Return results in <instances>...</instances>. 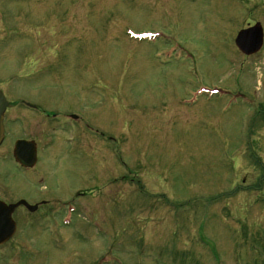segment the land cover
I'll return each mask as SVG.
<instances>
[{
    "label": "rangeland",
    "instance_id": "1",
    "mask_svg": "<svg viewBox=\"0 0 264 264\" xmlns=\"http://www.w3.org/2000/svg\"><path fill=\"white\" fill-rule=\"evenodd\" d=\"M0 91V264H264V0H0Z\"/></svg>",
    "mask_w": 264,
    "mask_h": 264
},
{
    "label": "water",
    "instance_id": "2",
    "mask_svg": "<svg viewBox=\"0 0 264 264\" xmlns=\"http://www.w3.org/2000/svg\"><path fill=\"white\" fill-rule=\"evenodd\" d=\"M263 34L260 25L256 24L253 27H249L245 30L240 31L235 40L234 44L238 51L245 56L256 54L262 47ZM7 106V102L0 92V143L3 134L2 117ZM32 144L25 141H17L15 144V154L21 156V150L27 149L31 151L30 157H28V163L35 161L34 151L32 150ZM19 206H24L29 212H33L35 207H30L24 201H19L13 205H5L0 202V245L8 241L14 234V222L11 219L13 210Z\"/></svg>",
    "mask_w": 264,
    "mask_h": 264
},
{
    "label": "flooded vegetation",
    "instance_id": "3",
    "mask_svg": "<svg viewBox=\"0 0 264 264\" xmlns=\"http://www.w3.org/2000/svg\"><path fill=\"white\" fill-rule=\"evenodd\" d=\"M6 100V102L8 103L6 108H5V111L3 113V120H2V124H3V138H2V141L0 143V147L2 146V144L5 142V140L7 139V134H8V131L7 129H9V125H14V124H20L22 123V121L20 119L17 118V116H22V115H36V114H42L43 113V110L40 109L39 107V104L38 102H35L31 99H20V98H16V100H21V108L19 109V111H14V112H9L11 109H10V102L7 100V97L4 95L3 92H1ZM49 116V115H48ZM52 117L55 116V114H52L51 115ZM67 118H69L70 115H66ZM69 119H73L75 120V122H78L80 121L78 118H73V117H70ZM31 122V121H30ZM17 141V140H16ZM14 141L12 143V151H11V162H12V166H13V169L14 170H21V171H24V172H29V171H32L36 165H37V152H38V147H37V144L34 143V141L32 140H26V142H28L29 144H32V150L34 151V158H35V161L33 163H28V157H30V154H31V151L30 150H27V149H22L21 150V156H19L18 154H15V142ZM83 194H81L80 192L78 193V197L82 196ZM25 199H19V201H24ZM17 201V202H19ZM26 201V200H25ZM2 202V201H0ZM16 202V203H17ZM4 203V202H2ZM27 203V202H26ZM6 205H11V203H4ZM15 204V203H13ZM29 205V203H27ZM40 204V205H39ZM47 203L44 202V201H40L38 203H35L33 205H30V206H35L34 208V211L33 212H29L27 208H25L24 206H19L17 208H15L11 214V218L13 216V214L17 211V210H24L26 212H29L30 213H34V212H37V210L40 208V207H43L45 206ZM52 206H54L53 204H56L57 205H63V206H66L67 203H51ZM73 204V203H71ZM70 204H68L69 206ZM67 206V211L70 209V212L72 211V208H68ZM65 207H63L62 209L60 208L59 210L56 209L55 207H52L49 211L51 213V216H61L62 214H64V216L66 215L65 214ZM61 211V212H60ZM69 214V213H68ZM13 220V219H12ZM14 222V234H15V231H16V223L15 221L13 220ZM13 234V236H14ZM12 236V238H13ZM10 238V239H12ZM5 244V243H4Z\"/></svg>",
    "mask_w": 264,
    "mask_h": 264
}]
</instances>
